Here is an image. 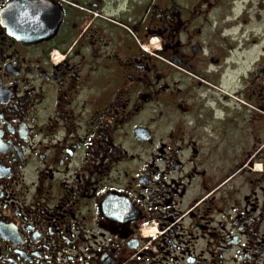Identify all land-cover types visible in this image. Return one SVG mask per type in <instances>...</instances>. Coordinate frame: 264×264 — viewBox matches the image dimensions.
I'll return each mask as SVG.
<instances>
[{
    "label": "flooded vegetation",
    "instance_id": "af4514ba",
    "mask_svg": "<svg viewBox=\"0 0 264 264\" xmlns=\"http://www.w3.org/2000/svg\"><path fill=\"white\" fill-rule=\"evenodd\" d=\"M256 1L0 0V264H264Z\"/></svg>",
    "mask_w": 264,
    "mask_h": 264
},
{
    "label": "rangeland",
    "instance_id": "374dc122",
    "mask_svg": "<svg viewBox=\"0 0 264 264\" xmlns=\"http://www.w3.org/2000/svg\"><path fill=\"white\" fill-rule=\"evenodd\" d=\"M255 1H256V0H255ZM258 1H260V0H258ZM258 1H256V2H255L256 6H258V5H259V4H258Z\"/></svg>",
    "mask_w": 264,
    "mask_h": 264
}]
</instances>
